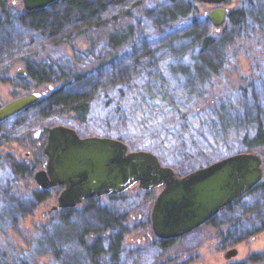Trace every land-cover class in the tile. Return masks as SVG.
I'll return each mask as SVG.
<instances>
[{
	"label": "rangeland",
	"instance_id": "374dc122",
	"mask_svg": "<svg viewBox=\"0 0 264 264\" xmlns=\"http://www.w3.org/2000/svg\"><path fill=\"white\" fill-rule=\"evenodd\" d=\"M241 4L240 0H230L220 6L226 8L228 14L231 10L241 8ZM10 5L24 8L22 0H0V10L2 7H9ZM214 7L216 6L195 0L193 11L207 16L208 12ZM115 13L119 16L120 10L113 9L112 12L108 13L109 15L103 14L100 16L99 22H94L89 27L85 21L75 22L73 20L55 35L48 26L39 35L30 34L29 41L24 39L21 42L22 47L18 46L20 44L15 43L16 49L14 50L16 53L14 56L0 60V107L12 99L31 92H39L44 95L55 86V83L38 85L27 79L26 76H20L18 72L24 70L23 62L26 60L39 63L42 60L49 61L51 69L56 71L55 69L60 70L61 61L59 59L69 55H73L76 62L74 59L73 61L77 67H87L92 57V54L88 57L90 50L97 54L96 56H104L105 58H107L106 54L110 50L118 56L124 55L125 52L131 49L132 51L133 49L139 50L137 44L142 33L136 28L133 29L131 36L127 38L126 43L122 42L118 46H112L108 36L127 35L126 24L134 22V20H131L133 19L132 15L137 16L136 10L131 9L129 14H132V17L126 19L121 16L117 23L112 18L108 19L110 15ZM59 14L64 13L60 12ZM226 17L219 28L214 27L210 22V34H224L225 31H228L230 26L226 21ZM249 27L252 29V24H248L245 33L243 32L244 37L238 40H236V37H241L239 36L240 27L234 28L232 31L234 45L230 50L226 63L221 67L219 75L212 78L208 77L203 83L201 82L202 93L197 97L194 95L189 103L184 99L185 97L182 94L184 92L179 89L174 90L172 88L167 91L168 89L165 88V93H162L164 97L158 94L156 90H150L139 95L137 100L140 102L137 107L133 106L134 103H131L132 98L124 99L122 108L111 122L108 121L110 115H107L109 114L107 110L102 109L97 104L92 113L94 119L89 122L90 124L94 122L92 133L90 135H79L107 136L112 134L114 137L111 135L108 137L115 138V136L121 134L127 140L126 144L128 143L130 150L129 144L131 142L133 144L137 143L141 147L138 150H147L154 153L163 165H166L164 163H169V161L174 162L177 160L179 166L169 167L182 176L196 169L197 165L203 167L230 155L229 151L238 147L236 143L237 134L233 133V129L223 131L219 128L210 110L215 108L211 101L218 98L231 101L233 112L237 114L240 110L241 113L244 111H250L251 113H257L258 110L264 111V56L260 55V50L264 45V37H261L258 30L254 33L249 32L251 30L248 29ZM30 42L31 45L27 46ZM76 54H78L77 57ZM164 83L167 82L164 81ZM195 98L198 99L194 100ZM203 99L210 100L203 106H199L202 103L200 101H203ZM191 102L196 104L194 105ZM205 105L209 106L206 110ZM202 107H204V110ZM39 110L38 108H32L21 113L22 110L0 122V186L11 187L15 185L14 188L7 191L5 197L0 191V215L12 208L11 198L15 200L14 204L17 206L20 205L21 201H28L31 197V191L34 193L39 189L33 175L36 171L42 169V165L46 161V156L42 151L46 133H40L36 138L34 135L38 129L52 126V124L44 125L45 119L40 115ZM125 110H127V114H125ZM108 122L112 126L109 134L103 131V125ZM226 136H229L228 143L230 147L226 145L228 143H224L223 138ZM150 146L153 150H149ZM144 147H148V149H144ZM251 152L264 157V147L255 148ZM16 163L26 168L24 175L21 176L17 173L13 175L11 171H13ZM11 180L14 181L12 185ZM53 191L50 192L53 199L48 204L45 201L37 203V201L35 202L30 198L31 202L35 203L32 208L27 206L18 207L19 209L24 208V211H26L20 219H17L18 224H12L11 221L8 223V218L7 222H0V251L6 253L7 256L0 260V264H50L47 254L39 256L34 263L29 262V259L27 260L25 251L28 244L23 238V233L26 229L41 228L39 234L46 236L55 224L59 225L58 221L56 223L51 221L54 214L50 213V208L56 206ZM144 196L142 192H139L137 200L133 194L126 192L117 198H98L95 204L104 207L99 213L85 211L82 208L83 205L77 206L75 212L68 216L69 224H65L66 228L69 229L67 231L72 235V248L76 246V240L81 233L92 232L90 226L99 224L97 221L101 215L100 213H102L107 218L110 217L118 221L119 225L115 231L118 232V228L121 229V234L118 235L122 238L121 249L116 264H164L168 258H170L171 264L179 262L182 257L183 243L186 244L184 242L185 238L175 241L168 250H160V247L153 246L152 242L141 240L142 236H145L148 227L145 216L149 209L145 205H139L141 201H145ZM50 221L52 223L48 224ZM141 221L143 222L142 226L140 225ZM60 224L62 226V223ZM97 235H100V232L93 231L91 235L86 234V242L90 245L93 244ZM204 235H206V238L202 242L205 251L203 254L206 255V262L210 264L212 256L207 249L210 247L212 239L215 240L214 244L217 240L212 234ZM53 245L49 239L46 243L40 241L34 246V250L46 253L47 248H55ZM211 248H214V246ZM164 252L166 253L161 255ZM60 262H63V260L60 259ZM60 262L58 260L55 264H60ZM99 262L100 264H113L107 255L100 257Z\"/></svg>",
	"mask_w": 264,
	"mask_h": 264
},
{
	"label": "trees",
	"instance_id": "16d2710c",
	"mask_svg": "<svg viewBox=\"0 0 264 264\" xmlns=\"http://www.w3.org/2000/svg\"><path fill=\"white\" fill-rule=\"evenodd\" d=\"M194 2L195 0H57L42 9L31 11L17 8L16 5L2 7L0 10V60L13 57L16 53L14 44H20L18 46L22 47L21 42L24 39L29 41L30 34L39 35L49 26L48 28L55 35L73 20L75 22L85 21L89 27L94 22H99L103 14L109 15L108 13L113 9L120 10V15L115 13L108 19L112 18L118 23L121 16L126 19L133 16L131 20L134 22L126 24L127 35L108 36L112 46H118L122 42L126 43L135 28L142 33L137 44L139 50H128L122 56L110 50L106 54L107 58L96 56L97 54L90 50L88 57L91 54L92 57L87 67H77L73 61V55L59 59L61 71L57 69L53 71L49 61L42 60L40 63L24 61L27 79L38 85L55 83V86L21 113L38 108L40 115L45 119L44 125L62 124L73 127L78 134L90 135L94 122L93 124L89 122L94 119L92 113L97 104L107 110L109 113L107 115H110L108 121L111 122L122 108L124 99L132 98L131 103L137 107L140 102L137 100L139 95L150 90H156L164 97L162 93H165V88L168 89L167 91L172 88L179 89L184 92L182 94L187 103L194 95L195 97L200 96L203 89L200 88L201 82L203 83L208 77L219 75L221 67L226 63L234 45L232 37L234 28L240 27L239 36L241 37H236V40L244 37L248 24L253 26L252 29L248 28L251 29L249 32L254 33L258 30L261 37H264V0H240L242 7L231 10L227 14L226 21L230 26L228 31L214 35L209 32L211 24L207 17L193 11ZM131 9L136 10L137 16L129 14ZM60 12L64 14L60 15ZM30 45L31 42L27 44V46ZM263 47L260 50L262 56H264ZM209 100L203 99L199 106H203ZM211 103L215 108L209 109L219 128L223 131L233 129V133L237 134L238 147L229 151L230 154L264 147V111L241 113L240 110L237 114L233 112L231 101L218 98L213 99ZM204 107L206 110L209 106ZM204 107H202L203 110ZM103 127V131L109 134L111 124L105 123ZM115 138L127 142L121 134ZM228 138L229 136L223 138L224 143H228ZM129 145L131 150L141 149L137 143L131 142ZM226 145L230 147L229 143ZM149 150L153 148L150 146ZM164 164L172 168L179 166L177 160ZM201 166L197 165L196 168ZM11 172L13 175L17 173L22 176L26 168L16 163ZM12 182L14 181H10L11 185ZM13 186L15 187V185L0 186L4 197L7 196L10 188H14ZM19 191L21 192L20 188ZM30 194L31 197L27 195L28 201H21L17 206L14 204L15 200L9 198L13 209L2 212L0 222L3 223L8 218V223L11 221L12 224H18L17 219L26 213L24 208H19L25 206L32 208L35 203L31 202L30 198L36 202L40 196L37 191L34 193L31 191ZM99 218L100 224L106 223L110 229L107 253L104 254L101 250L99 239L89 245L82 236L78 237L76 246L72 248L73 239L71 233L67 231L68 228L64 224L60 226L62 221L53 218L51 221L54 223L58 221L59 225L55 224L46 236L39 234L41 228L26 229L23 233V238L28 244L25 251L27 260L34 263L39 256L47 254L50 264H55L58 260L60 262V259L63 260L60 264H100V257L107 255L109 260L116 264L122 241V238L118 236L121 234V229L118 228V232L115 231L119 223L110 217L107 218L104 214H101ZM48 239L54 244V249L47 248L46 253L34 250V246L40 241L46 243ZM5 257H7L6 253L0 251V260Z\"/></svg>",
	"mask_w": 264,
	"mask_h": 264
},
{
	"label": "water",
	"instance_id": "95a60500",
	"mask_svg": "<svg viewBox=\"0 0 264 264\" xmlns=\"http://www.w3.org/2000/svg\"><path fill=\"white\" fill-rule=\"evenodd\" d=\"M57 0H22L26 11L42 9ZM215 5L207 14L219 28L230 0H196ZM25 76L24 70H19ZM42 97L31 92L0 107V122L30 107ZM45 131L43 154L46 167L34 173L39 188L62 186L58 203L51 211L79 204L85 198L119 194L134 184L142 190L161 188L150 216L158 238L179 237L202 225L233 204L262 179L260 156L251 151L237 152L196 168L178 177L169 166L147 150H130L123 141L108 136H80L70 126L56 124Z\"/></svg>",
	"mask_w": 264,
	"mask_h": 264
},
{
	"label": "flooded vegetation",
	"instance_id": "af4514ba",
	"mask_svg": "<svg viewBox=\"0 0 264 264\" xmlns=\"http://www.w3.org/2000/svg\"><path fill=\"white\" fill-rule=\"evenodd\" d=\"M41 133H45V131ZM260 159L262 179L257 184L247 193L239 197L233 204L211 217L202 225L179 237L162 239L158 238L153 233L150 212L154 200L162 187L142 190L137 187V184H134L132 187L119 194L111 193L98 197L85 198L79 204L60 208L56 211H51L50 208V213L54 214L53 218L61 220V223L65 225L69 224L68 216L71 215L72 212H75V208L79 205H83L82 208L85 211L89 210L97 213L104 209V207L95 204L98 198H117L121 197L123 193L129 192L138 200L137 194L142 192L145 195V201H141L139 205L147 206L149 212H147L145 216L147 218L146 222L148 227L145 231V236H142L141 240L152 242V245L160 247V250H168L178 239H186H184L186 244L183 243L184 247L181 260L172 264H209V262H206V255L203 254L205 251L202 247V242L206 238L204 234H212L217 240L214 244L215 240L212 239L210 241V247L207 249L212 256L210 264H264V157L261 156ZM45 167L46 161L43 163L42 169ZM176 175L178 177L182 176L178 173H176ZM62 189L63 187L59 185L48 189L39 188L37 192H39L40 196L36 199L37 203L44 201L46 204L50 203L53 199V197L50 196V192L54 190V204L57 205L58 196ZM97 222L99 224L96 226H90V231L92 232H83L80 236L86 241V234L91 235L93 231L96 233L100 232V235L95 236L94 240L99 239L101 242V250L105 254L108 249L109 226L106 223L100 224L99 220ZM51 223V221L48 222V224ZM142 223L141 221L140 225ZM88 244L90 245V243ZM212 246H214V248H211ZM165 253L166 252L161 253V255ZM215 260L217 261L215 262ZM164 264H171L170 258H168Z\"/></svg>",
	"mask_w": 264,
	"mask_h": 264
}]
</instances>
